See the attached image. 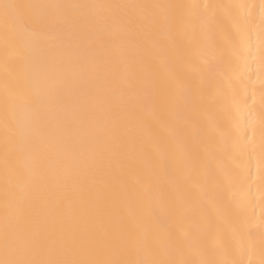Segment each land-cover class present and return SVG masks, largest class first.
Returning a JSON list of instances; mask_svg holds the SVG:
<instances>
[{"label":"snow or ice","instance_id":"snow-or-ice-1","mask_svg":"<svg viewBox=\"0 0 264 264\" xmlns=\"http://www.w3.org/2000/svg\"><path fill=\"white\" fill-rule=\"evenodd\" d=\"M256 7L0 0V264H264Z\"/></svg>","mask_w":264,"mask_h":264},{"label":"bare ground","instance_id":"bare-ground-1","mask_svg":"<svg viewBox=\"0 0 264 264\" xmlns=\"http://www.w3.org/2000/svg\"><path fill=\"white\" fill-rule=\"evenodd\" d=\"M33 2H71V3H80V2H144V0H33ZM154 2H160V3H180V2H195L199 3L201 5H256L257 7L253 10L254 12V23L252 25L253 27V33L255 34V31L257 29V26L260 24V8L259 6L261 3H264V0H154ZM232 13L244 15L246 14L245 9H232ZM255 79V77H254ZM259 83L256 84L257 92H259ZM256 115L259 117L260 114V104H259V96L257 95V103H256ZM257 143L259 142V129H257ZM247 164L248 161H245ZM251 166L253 173H255V160L251 161ZM252 193L255 195L256 188L255 186L252 187ZM255 216L257 218V221H259V218L261 216V209L259 204L257 203L255 207Z\"/></svg>","mask_w":264,"mask_h":264}]
</instances>
